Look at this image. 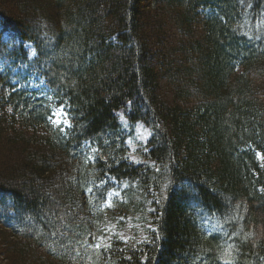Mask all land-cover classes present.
I'll return each instance as SVG.
<instances>
[{"label":"trees","instance_id":"trees-1","mask_svg":"<svg viewBox=\"0 0 264 264\" xmlns=\"http://www.w3.org/2000/svg\"><path fill=\"white\" fill-rule=\"evenodd\" d=\"M259 155L264 0H0V264H264ZM121 189L153 227L99 247Z\"/></svg>","mask_w":264,"mask_h":264},{"label":"rangeland","instance_id":"rangeland-1","mask_svg":"<svg viewBox=\"0 0 264 264\" xmlns=\"http://www.w3.org/2000/svg\"><path fill=\"white\" fill-rule=\"evenodd\" d=\"M59 109L62 108H57L56 110ZM62 110L66 113L64 109ZM57 124L69 125L67 113L66 116L62 117V121ZM149 136V129L141 123H138L135 129L131 131L129 137V158L131 161L148 163V160L145 159V154L147 152L146 142ZM262 157L264 155H259V158L264 163V158ZM125 194L124 191L122 193L114 192L104 204L103 210L107 214L106 218L98 225L97 240L94 242L97 246H107L115 238L131 244L140 243L147 238L148 230L153 227L149 214V204L142 201V197L138 194L134 196H126Z\"/></svg>","mask_w":264,"mask_h":264},{"label":"snow or ice","instance_id":"snow-or-ice-1","mask_svg":"<svg viewBox=\"0 0 264 264\" xmlns=\"http://www.w3.org/2000/svg\"><path fill=\"white\" fill-rule=\"evenodd\" d=\"M63 116H66V113H64L62 109H59V110H55L53 112V116H50L49 119L53 123H60L62 121ZM53 117H55V119H53ZM262 158H264V157H262Z\"/></svg>","mask_w":264,"mask_h":264}]
</instances>
